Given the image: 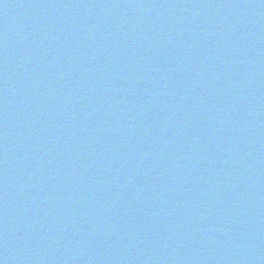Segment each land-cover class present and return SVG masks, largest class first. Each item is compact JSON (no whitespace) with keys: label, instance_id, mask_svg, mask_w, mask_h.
Listing matches in <instances>:
<instances>
[{"label":"water","instance_id":"95a60500","mask_svg":"<svg viewBox=\"0 0 264 264\" xmlns=\"http://www.w3.org/2000/svg\"><path fill=\"white\" fill-rule=\"evenodd\" d=\"M0 264H264V0H0Z\"/></svg>","mask_w":264,"mask_h":264}]
</instances>
